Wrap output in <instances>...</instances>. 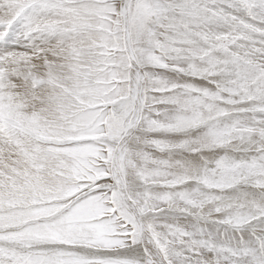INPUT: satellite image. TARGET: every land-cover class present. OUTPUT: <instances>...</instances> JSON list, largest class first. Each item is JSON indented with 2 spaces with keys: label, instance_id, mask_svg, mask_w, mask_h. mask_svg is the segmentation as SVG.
I'll use <instances>...</instances> for the list:
<instances>
[{
  "label": "snow or ice",
  "instance_id": "1",
  "mask_svg": "<svg viewBox=\"0 0 264 264\" xmlns=\"http://www.w3.org/2000/svg\"><path fill=\"white\" fill-rule=\"evenodd\" d=\"M0 264H264V0H0Z\"/></svg>",
  "mask_w": 264,
  "mask_h": 264
}]
</instances>
